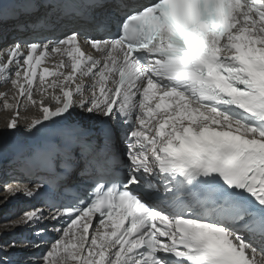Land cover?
I'll return each mask as SVG.
<instances>
[{
  "label": "snow or ice",
  "instance_id": "1",
  "mask_svg": "<svg viewBox=\"0 0 264 264\" xmlns=\"http://www.w3.org/2000/svg\"><path fill=\"white\" fill-rule=\"evenodd\" d=\"M0 44L41 264H264V0H0Z\"/></svg>",
  "mask_w": 264,
  "mask_h": 264
},
{
  "label": "bare ground",
  "instance_id": "2",
  "mask_svg": "<svg viewBox=\"0 0 264 264\" xmlns=\"http://www.w3.org/2000/svg\"><path fill=\"white\" fill-rule=\"evenodd\" d=\"M51 89L48 90L49 93H51ZM58 91V90H57ZM5 92V95L0 96V129L4 128L6 126L7 121L13 117V113L16 110V104L17 101L15 99V96L17 95V90L13 89L11 84H0V93ZM5 99H7L9 105H11L12 107L5 109L4 108V101ZM34 99H36L37 101H39L41 99V94L39 93H34ZM53 99L51 97V95H46L44 97V103H53ZM24 104V100H21V106L19 108V118H18V123L21 125V128L18 132H16L14 135L12 136H6L5 137V143L8 142H13L17 135L20 134L23 130V125H25L26 123L30 122L31 119L36 118L38 116L41 115L39 107H33L30 104L28 105L27 108L23 107L22 105ZM7 159L3 160L2 163L3 165H5L7 163ZM4 197L5 194L2 193V191L0 192V201L3 200L4 201ZM8 197V196H7ZM16 205H12V204H3L0 205V218H2V222H0V226L5 227L6 229H8L9 225L12 223V221H14L15 219H17L19 217V213H14L12 214V216L10 218H5V216H7L8 212L10 211V209L14 208ZM10 229V228H9ZM7 245L10 244V242H8V238H4V239H0V245ZM17 247L18 248H25V245H19L17 243ZM46 250L45 247H41L37 250V253H30L29 249H26V251L24 252H13L10 253V255H12L14 258H20L22 259L23 262H34L35 264H41V253H43ZM32 255H35V257L33 258Z\"/></svg>",
  "mask_w": 264,
  "mask_h": 264
},
{
  "label": "rangeland",
  "instance_id": "3",
  "mask_svg": "<svg viewBox=\"0 0 264 264\" xmlns=\"http://www.w3.org/2000/svg\"><path fill=\"white\" fill-rule=\"evenodd\" d=\"M0 192H1V190H0ZM3 193V192H2Z\"/></svg>",
  "mask_w": 264,
  "mask_h": 264
}]
</instances>
